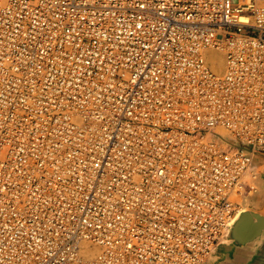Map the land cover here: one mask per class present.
Returning <instances> with one entry per match:
<instances>
[{"label": "built area", "instance_id": "1", "mask_svg": "<svg viewBox=\"0 0 264 264\" xmlns=\"http://www.w3.org/2000/svg\"><path fill=\"white\" fill-rule=\"evenodd\" d=\"M261 153L264 0H0V264H203Z\"/></svg>", "mask_w": 264, "mask_h": 264}, {"label": "water", "instance_id": "2", "mask_svg": "<svg viewBox=\"0 0 264 264\" xmlns=\"http://www.w3.org/2000/svg\"><path fill=\"white\" fill-rule=\"evenodd\" d=\"M262 178L264 180V175ZM262 204L257 206L262 208ZM228 237L231 242L220 244H228L230 249L226 264H264L263 212L252 209L243 211L232 225Z\"/></svg>", "mask_w": 264, "mask_h": 264}, {"label": "rangeland", "instance_id": "3", "mask_svg": "<svg viewBox=\"0 0 264 264\" xmlns=\"http://www.w3.org/2000/svg\"><path fill=\"white\" fill-rule=\"evenodd\" d=\"M259 155H260V158L258 160L254 159V164H253V169H254V171H256L255 174L256 173L257 174H256L254 179L250 180L251 185L245 189L244 192H245L246 199H244V202L239 204V207L243 208V206H245L246 209H252V210L256 209L257 211L264 213V208H263L264 206H262V208H260V207L255 205V203H256L255 201L257 200V195H256L257 192L255 191V189L257 187L261 188V186H262L261 183H262V179H263L262 175H264V153H261ZM259 183H260V186H259ZM220 261H221V259H220ZM217 264H220V263L217 262Z\"/></svg>", "mask_w": 264, "mask_h": 264}, {"label": "bare ground", "instance_id": "4", "mask_svg": "<svg viewBox=\"0 0 264 264\" xmlns=\"http://www.w3.org/2000/svg\"><path fill=\"white\" fill-rule=\"evenodd\" d=\"M215 56H216V58L220 61V67H221V69L220 70H222L223 68H224V59H223V57L222 56H220V55H218L217 53H215ZM219 69L217 70V71H220ZM263 157V156H262ZM260 158V155H256L255 156V159H259ZM254 164V163H253ZM255 172L256 171H254V169H253V167H252V169L250 170V172H249V174H251V176L248 178V183H250V180H252V179H254L255 178V176H256V174H255ZM260 178V177H259ZM253 182V181H252ZM261 184H263V187L261 186V188L259 187H257L256 189H255V191L257 192L256 193V195H257V200L255 201L256 203H255V205L257 206V205H260V204H262L263 206H264V180H262V183ZM255 186V185H254ZM259 186H260V183H259ZM236 199L239 201V203L241 204L242 202H244V199H246V197H245V192H244V190L243 191H241L240 193H238L236 196ZM255 200V199H254ZM257 208V207H256ZM264 208V207H263ZM239 210H240V213H239V215L237 216V218L240 216V214L243 212V211H245V210H247L246 208H245V206H243V208H241V207H239ZM256 210V209H255ZM262 211V210H261ZM237 220V219H236ZM228 241H230V238L228 237V238H225L224 239V242H228Z\"/></svg>", "mask_w": 264, "mask_h": 264}, {"label": "crops", "instance_id": "5", "mask_svg": "<svg viewBox=\"0 0 264 264\" xmlns=\"http://www.w3.org/2000/svg\"><path fill=\"white\" fill-rule=\"evenodd\" d=\"M230 241H228L227 243H229ZM230 249L227 245H220L218 246L217 250L215 251V253L208 258L203 264H217V262H219L220 264H226L227 259H228V253H229ZM221 259V261H220ZM219 260V261H218Z\"/></svg>", "mask_w": 264, "mask_h": 264}]
</instances>
